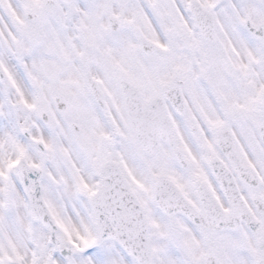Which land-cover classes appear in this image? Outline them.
<instances>
[{"label":"snow or ice","instance_id":"snow-or-ice-1","mask_svg":"<svg viewBox=\"0 0 264 264\" xmlns=\"http://www.w3.org/2000/svg\"><path fill=\"white\" fill-rule=\"evenodd\" d=\"M0 264H264V0H0Z\"/></svg>","mask_w":264,"mask_h":264}]
</instances>
